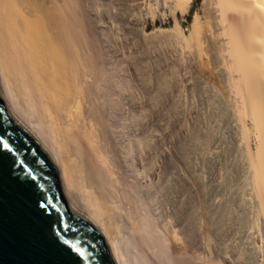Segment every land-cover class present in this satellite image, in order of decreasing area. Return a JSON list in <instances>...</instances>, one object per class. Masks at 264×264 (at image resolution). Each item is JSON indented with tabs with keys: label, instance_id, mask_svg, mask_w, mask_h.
<instances>
[{
	"label": "bare ground",
	"instance_id": "1",
	"mask_svg": "<svg viewBox=\"0 0 264 264\" xmlns=\"http://www.w3.org/2000/svg\"><path fill=\"white\" fill-rule=\"evenodd\" d=\"M162 1L174 18L181 1L185 5V0H0L3 97L54 161L68 201L102 232L116 264H264V0H207L206 23L195 17L185 39L178 22L164 28ZM202 41L218 68L209 71V78H218L213 86L220 93L214 92L222 94V108L231 109L236 120L234 139L249 185L248 197L233 194L231 174L223 172L231 162L227 167L224 159L227 168H217L219 179L210 174L223 191L210 207L212 185L207 188L203 167L211 164L201 155L205 166L195 161L203 170L197 175L194 164L182 158V139L178 143L183 121L177 118L178 92L189 91L188 61L202 53ZM184 97L188 104L190 97ZM186 104L183 127L190 128L187 120L196 107ZM196 117L188 140L195 137L205 148L218 131L215 124L225 122L216 121L208 137L203 121L202 132L199 126L194 130ZM229 126L220 132H230ZM213 148L208 155L217 154ZM194 175L201 179L198 184L195 177L197 186Z\"/></svg>",
	"mask_w": 264,
	"mask_h": 264
},
{
	"label": "water",
	"instance_id": "2",
	"mask_svg": "<svg viewBox=\"0 0 264 264\" xmlns=\"http://www.w3.org/2000/svg\"><path fill=\"white\" fill-rule=\"evenodd\" d=\"M0 264H116L102 232L72 207L54 161L0 88Z\"/></svg>",
	"mask_w": 264,
	"mask_h": 264
},
{
	"label": "rangeland",
	"instance_id": "3",
	"mask_svg": "<svg viewBox=\"0 0 264 264\" xmlns=\"http://www.w3.org/2000/svg\"><path fill=\"white\" fill-rule=\"evenodd\" d=\"M183 1H181V4L182 5H179L178 7V9H177V11H176V15H175V18H174V16L171 14V12H170V8L168 7V6H164L163 5V1H162V3L160 4V6H159V19H161V21L163 20L166 24L164 25L165 27L164 28H169V29H172V28H174L175 27V25L177 24H179L178 25V29H179V27H180V30L182 31L183 30V33H181V34H179V36H181V35H185L184 37H182V38H186V37H189V30H188V28L192 25V23L195 21V17H199L198 18V20L200 19V22L202 23V21H203V23L205 22L206 23V21H207V16L205 15L206 13H204V9H207V8H204V7H206V5H207V0H190L189 2L187 1V0H185V5L182 3ZM187 2V3H186ZM205 5V6H204ZM180 6H182V7H180ZM187 7V8H186ZM183 8V9H182ZM185 8H186V10H185ZM176 20V21H175ZM176 22H178V23H176ZM176 23V24H175ZM149 24H150V27H149V29H152L153 28V26H152V21H151V19H149ZM159 24H161V22L159 23ZM189 26V27H188ZM187 27V28H186ZM179 30V31H180ZM178 31V32H179ZM180 31V32H181ZM189 31V32H188ZM179 32V33H180ZM180 37V38H181ZM179 38V40H180V42L179 43H181L182 44V39H180ZM203 43H202V46H203V50H202V53L201 54H197V55H199V56H192V57H195L194 59L192 58V57H190L189 59H192V60H194V62H192V60H190V61H188L189 63H192L191 65H192V68L190 67V69H192V71L191 70H189V68H188V71H191V72H187L186 70H185V72H187V74L188 73H190L188 76H189V78H190V88H189V91L188 92H186V90L185 91H182L184 88H182L181 89V93H182V95H184L185 96V93L187 94V96H188V104H186V102H185V100H183V98L185 99V97L183 96L182 97V95L180 94V92H178L179 94V97H181V98H179V99H182V101L180 102L179 101V112H181L180 114H177V118H178V121L181 123V121H182V124H180V126L182 125V127H180V128H182V130H180L179 129V131H178V135H179V137H178V143L180 142L181 143V139H182V142L184 143V144H186V146H187V148H186V150H188V151H191L190 153H191V155L190 154H187V153H189V152H183V151H186L185 150V148H183L182 146H184V144L182 145V144H179L178 146H180V145H182V146H180L179 148L180 149H182L183 151H181L184 155H183V157H182V153H180V155H181V157L184 159V160H188V161H190L191 162V164H194V166L193 165H191V170H195L196 169V174L197 175H199V174H201V172L200 171H203L201 168H200V165H197V163L195 164V161L197 162L198 160H199V164H201V167H203V166H205V163H204V161H206V163L207 164H213L214 163V166H215V164H217L216 165V169H214L213 168V165L211 166L210 164V167L206 170V168L205 167H203L204 169H205V171L209 174V176H208V174H207V182H209V183H207V188H208V186H211V187H209L208 189H207V205H209V207L210 206H212V204H214L213 202L215 201L216 202V200L217 201H219V199L221 198V196L223 195V191L221 192V190H220V188H217V186L215 185V184H217L216 182L218 181V180H216V179H219L218 178V174L221 172V171H223L222 169H220V167L221 168H223L225 165H226V163H227V167L230 165V162H231V166H229L227 169L224 167V169H226V171L224 170L223 172H225L226 174H229V172H230V174H231V182H232V180H233V182H234V184H232L231 182V184H232V186L234 187V186H237L238 184V186L236 187V188H238L239 187V189L238 190H235L234 189V191H233V187H232V192H233V194L234 193H236V191L238 192V193H240L241 192V194H242V197H244V195H243V193H246L247 191H248V187H246V186H249L248 185V183H247V180H248V178H246L245 176H247L246 175V173H247V171L244 169V164L242 163L243 162V158H242V155L240 154V152H241V150H239V141H237L236 139H234V136H235V133H236V130H235V126H233V125H235L236 124V120L234 121V118H233V116H232V110L231 109H228V110H230V111H228L227 110V106H226V109H224V108H222V106L221 105H223V104H225V103H223V104H221L223 101V99L221 98V96H222V94L220 95L219 93V91H215L216 90V88H214V86H213V84H215L214 83V81H215V79L214 78H216V82H218V78L217 77H212L211 76V78H209V71H210V69H211V66L212 67H214V69H213V71L212 72H215L214 70H216V71H218V68L217 67H215V65H214V61H213V56L211 55V52H210V50L208 49V45H207V42H204V41H202ZM180 44V45H181ZM179 45V46H180ZM182 46V45H181ZM181 49H178V53H179V56L180 55H182L183 54V52H184V48L183 47H180ZM183 49V51H180L181 52V54H180V52H179V50H182ZM184 54H187V53H184ZM213 54V53H212ZM196 55V54H195ZM184 56H186V55H184ZM182 56H180V58L179 59H181L182 61H183V59L181 58ZM187 59V58H186ZM201 59V60H200ZM180 61V60H179ZM181 61V62H182ZM205 62V67H204V65H202V64H204V62ZM180 62V63H181ZM194 63V64H193ZM178 64H179V62H178ZM199 64H200V66H199ZM210 65V66H209ZM180 66H181V64H180ZM202 66V67H201ZM207 66V67H206ZM209 66V67H208ZM204 67V68H203ZM181 68H182V70H181ZM203 68V69H202ZM184 68H183V65H182V67H179V69L178 70H181L180 72L181 73H179V74H181L180 75V77H182V74H183V72H184V70H183ZM201 69H202V71H201ZM201 73V74H200ZM190 75H191V77H190ZM195 78H194V77ZM201 76V77H200ZM192 77L194 78L193 80H195V81H197V82H195V81H193L192 80ZM197 77V78H196ZM212 78H213V80H212ZM181 81V80H180ZM180 81L178 80V86H176V89H177V87H178V91H179V89L182 87V85H181V83H180ZM193 81V82H192ZM199 81V82H198ZM212 81H213V83H212ZM191 83H193V84H195V85H193V84H191ZM179 84H180V86H179ZM182 84H184V83H182ZM177 85V84H176ZM194 86H195V89H194ZM197 87V88H196ZM191 88H193V89H191ZM191 89V90H190ZM194 92H193V91ZM195 94L194 96L195 97H197L195 100L197 101V99H198V101L196 102V101H193L194 102V104H195V102H196V104L197 105H194L193 104V102L191 103V99H193L194 100V98H192L193 96H190V94L192 93V92ZM219 92L218 94L216 93L215 94V92ZM176 93H177V91H176ZM184 93V94H183ZM212 93L214 94V95H216V96H214V98L216 99L217 98V96H219L216 100L215 99H213L212 98ZM189 94V95H188ZM181 95V96H180ZM193 95V94H192ZM197 95V96H196ZM211 96V97H210ZM202 98V99H201ZM219 98H221V100L219 99ZM199 99H200V101H201V103H203V105L199 102ZM220 100V103H219V100ZM203 100V101H202ZM181 103H183L182 105L183 106H185L184 104H186V105H188V106H190L189 107V109L192 107V105H194L193 107H196V109L197 108H199V107H201V105H202V109H203V107H204V111H202V109L200 108V109H192L191 108V111H190V113H192V111L194 112V113H192V115H190L189 114V119L190 120H187L189 123H192V124H189L190 125V128L192 129L193 128V124H194V126H195V123H196V121H195V117H196V115H197V117L196 118H198L199 119V113H197L196 114V111H201L202 112V114H203V112H204V114L202 115L201 113H200V115L201 116H203L204 118L202 119L201 118V116H200V118L202 119V121L204 122V124H207V126L206 125H204L203 124V122L199 119H196L197 120V122H198V125H197V127H194V130H196V133H198V131H200V133L202 132L201 130H203L204 129V127H200L201 125L203 126H206V128L207 129H205V130H207L206 132H207V136L210 134H213L212 132H211V130L213 129V128H218V131H217V129H216V131H214V133H216V134H213V136L211 135H209L208 137V140L210 141L211 139H212V141H208L209 143H211V145L212 146H210L209 145V149H208V142H206V143H208L207 145H206V147L204 148V145L205 144H203V146H202V144H201V142H195L196 141V138L194 137H192L193 139L192 140H194L195 139V141H189L188 139L189 138H191V134H193V133H195V132H193L190 128H189V126L187 125V128L189 129V131L186 133V131L185 130H188L187 128H186V126H185V128L183 127V125H184V123L186 124V122L184 121V120H186L184 117H186V116H184V115H186L187 114V112L189 113V110H188V108L186 109L185 107L183 108V106L181 105ZM198 103H199V105H198ZM192 104V105H191ZM220 104V105H219ZM183 108V109H181V107ZM221 106V107H220ZM223 107H225V106H223ZM219 108H221V109H219ZM185 109V110H184ZM219 109V110H218ZM222 109H224V110H227V111H223ZM182 110H183V113L185 112V114H182ZM188 110V111H187ZM195 110V111H194ZM205 111H206V113H205ZM220 111V112H219ZM222 111V112H221ZM178 112V113H179ZM219 112V114H217ZM227 112H228V114H227ZM223 113H226V115L225 114H223ZM195 116H194V115ZM205 114H207V116H209V118L205 115ZM221 114V115H220ZM223 114V115H222ZM178 115H180L179 117H178ZM217 115H219V116H224L225 115V118L223 117V118H220V117H218ZM183 116V117H182ZM191 116V117H190ZM208 118V119H205L206 117ZM217 116V117H216ZM193 117V118H192ZM211 117H213L212 118V120H211ZM180 118V119H179ZM194 121H193V120ZM193 122H192V121ZM219 120H223L225 123H226V125H225V123H223V122H221V121H219ZM216 121H219V123L220 124H215V127L214 126H212L214 123H216ZM249 121V120H248ZM248 121H247V123H248ZM195 122V123H194ZM199 122H202L201 124L199 123ZM206 122V123H205ZM228 122H230V123H228ZM218 123V122H217ZM223 123V124H222ZM228 123V124H227ZM229 124H231L230 126H229ZM191 125H192V127H191ZM220 125L221 126H224L225 128H227L228 126L231 128L230 129V132H229V128H228V131H226L227 129H222V133L220 132V130H221V128H224V127H220ZM198 126L200 127L199 129H198V131H197V129L196 128H198ZM213 127V128H212ZM202 128V129H201ZM184 129V130H183ZM201 129V130H200ZM183 131H184V135H183ZM192 132L191 134H189V132ZM223 131H225V132H223ZM180 133V134H179ZM219 133V137L217 138V134ZM221 133V134H220ZM225 133V134H224ZM185 134L186 135H188L187 137L185 136ZM222 134H224V135H226V137L224 138V137H221L222 136ZM189 135H190V137H189ZM194 135V134H193ZM216 135V136H215ZM223 135V136H224ZM214 136H215V138H217V139H215L214 138ZM180 137H182V138H180ZM186 137V138H185ZM211 138V139H210ZM223 138V141L221 140V139ZM233 138V139H232ZM185 140L187 141L186 143H185ZM225 140V141H224ZM229 140V141H228ZM220 141H222V143H224V142H226L225 144H222V143H220ZM256 140H254V137H252L251 138V142L252 143H250V147H251V151L252 152H254V150H255V148H256V146H254L255 144H256V142H255ZM188 142H190V143H188ZM193 142V143H192ZM212 142H213V144H212ZM219 142V143H218ZM232 142V143H231ZM194 143H196L195 144V152H193V149L191 150V148H194ZM198 143V144H197ZM218 143V144H217ZM199 144H201V145H199ZM231 144V145H230ZM190 145H193V147L191 146V148H190ZM216 145V146H215ZM223 145H225L224 147H223ZM252 145V146H251ZM188 146H189V148H188ZM197 146L198 147H200L201 146V148H203L202 150H201V148L199 149V150H201V153H199L198 151L199 150H197L198 148H197ZM215 146V147H214ZM220 147L221 146V153H226L227 154V156H226V154L224 155V154H221V155H223V157L222 156H220L219 154V152H220V148H218V147ZM254 146V147H253ZM213 148V151H214V153L216 152L217 154L215 155V154H213L214 156H210V155H212V148ZM179 148H178V151H179ZM215 148H216V150H215ZM217 148L219 149V152H217ZM224 148V149H223ZM225 148H226V150H225ZM254 150H253V149ZM206 150V151H203V150ZM210 150V151H209ZM177 151V152H178ZM203 151V152H202ZM224 151V152H223ZM207 152H212L211 154H207ZM255 152H257V150L255 151ZM206 153V154H205ZM197 154V155H196ZM188 155H190V156H188ZM196 155V156H195ZM201 155H202V158H204V156H206L205 158H207V159H209V158H211V160H207V159H202L201 158ZM189 157V159L187 158H185V157ZM210 156V157H209ZM191 157H193V158H191ZM209 157V158H208ZM213 157H218L217 159L215 158H213ZM230 160H228L227 158ZM190 158H191V160L194 162V163H192V161L190 160ZM221 158V159H220ZM218 159H220V161H221V163H223V165L220 163V165H219V161H218ZM224 159H226L225 161H226V163H225V165H224ZM204 160V161H203ZM213 160H216V162H213ZM223 160V161H222ZM228 160V161H227ZM203 162V163H202ZM236 164H234V163ZM233 163V164H232ZM182 164V163H181ZM204 164V165H203ZM195 165H196V168H195ZM198 166V167H197ZM218 166V167H217ZM201 169V170H199L198 172H200L199 174H198V172H197V169ZM220 169L221 171H219L218 172V169ZM232 168V169H231ZM233 168H235L234 170H233ZM211 169H214L213 171L211 170ZM232 170V172H235L234 173V176H235V174L237 175V176H235V179L237 180V183H235V179L233 178L234 176H232V172H231V170ZM209 170H211V172L209 171ZM239 170V171H238ZM245 170V171H244ZM215 171H216V174H217V172H218V174H217V176H216V174H214L215 173ZM210 172V173H209ZM222 172V173H223ZM246 172V173H245ZM238 173V174H237ZM212 176H214V177H217L216 179L215 178H213L214 179V181H211V180H213L212 178H211V175ZM220 175V174H219ZM230 176V175H229ZM195 177H196V175H194V177H193V180H192V182H194L195 184H196V186L201 182V179L199 178H197L196 177V179L198 180L197 182H198V184H197V182H196V179H195ZM220 177V176H219ZM237 177V178H236ZM211 178V182H212V184H210L211 182L209 181V179ZM247 180H246V179ZM195 179V180H194ZM200 180V181H199ZM194 184V185H195ZM209 184V185H208ZM216 187H215V186ZM214 186V187H213ZM241 187H243V188H241ZM240 188H241V190L242 191H240ZM220 191H219V190ZM249 192V191H248ZM241 194L239 195V194H235V195H239V197H241ZM246 196H247V193H246ZM245 196V198H247ZM241 197V198H242ZM214 200V201H213ZM211 202V203H210ZM208 206H207V208H209ZM208 212V211H207ZM209 215H208V213H207V217H208ZM259 240V244H260V238L258 239ZM248 245V243L245 245V246H247Z\"/></svg>",
	"mask_w": 264,
	"mask_h": 264
}]
</instances>
